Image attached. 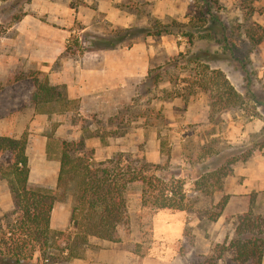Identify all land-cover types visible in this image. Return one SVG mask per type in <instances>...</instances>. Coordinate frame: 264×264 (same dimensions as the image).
I'll return each mask as SVG.
<instances>
[{"label":"rangeland","instance_id":"rangeland-1","mask_svg":"<svg viewBox=\"0 0 264 264\" xmlns=\"http://www.w3.org/2000/svg\"><path fill=\"white\" fill-rule=\"evenodd\" d=\"M208 1L212 15L203 14L205 25L194 29L189 20L201 15L205 0H0V123L8 113L31 101L35 86L29 75L48 76L47 72L58 68L64 57L59 56L50 70L43 64L23 65L16 53V22L26 13L57 28H66L62 19L70 8L92 13L95 10L87 29L75 21V31L67 43L75 50L72 56L91 47H107L110 40L119 39L120 47L146 40L156 49L151 68L160 81L155 85L152 77L131 79L129 90L114 94L116 110L109 105L101 108L95 102H89L86 108L78 101L67 106L41 105L42 109H53L37 120L51 127L49 158L60 157L64 139L99 134V153L95 154L94 149L97 160L123 152L137 167L149 162V174L183 182L185 210H156L143 205L142 183H131L125 191L129 222L120 227L121 240L91 237L86 247V261L91 264H242L228 248L235 236L237 219L247 211L264 215V182L253 187L255 179L264 181V162H258L264 161V146H260L264 142V40L253 45L244 32L251 21L264 26V0H218L216 4ZM109 2L134 12L131 26L115 25L105 18L103 9ZM250 6L262 10L250 16ZM124 28L130 31H123ZM159 28L165 29L162 35L147 34ZM168 30L171 31L165 32ZM182 30L193 31L192 42L181 34ZM97 36L104 37L98 40ZM93 39L96 40L89 46ZM201 62L226 73L244 95L242 106L210 107L208 92L192 85ZM20 75L23 78H18ZM168 109L171 117L166 116ZM55 130L57 136H53ZM112 138L117 142H110ZM39 158L38 154L34 156L32 187H39L37 181L44 173L37 162ZM9 161L10 152H0V163ZM50 162L48 165L53 167ZM238 162L249 165V175L231 177ZM226 163L231 172L222 178L220 189L211 194L196 189L195 181L203 173V166L215 169ZM47 179H51V173ZM243 180L253 188L241 194L228 192L235 181ZM225 195L228 202L221 210ZM64 201L72 204L71 197ZM218 212L221 214L214 218ZM54 253L59 250L50 252ZM35 256L40 261L49 260L38 250ZM75 259L54 264L85 263ZM49 261L50 264L52 260Z\"/></svg>","mask_w":264,"mask_h":264},{"label":"trees","instance_id":"trees-1","mask_svg":"<svg viewBox=\"0 0 264 264\" xmlns=\"http://www.w3.org/2000/svg\"><path fill=\"white\" fill-rule=\"evenodd\" d=\"M214 1L215 4L218 3V0ZM211 8L210 2L205 0L199 11L201 15L189 20L191 28L203 27L206 19L201 16H211ZM261 10L250 6L249 15ZM163 30L165 29L159 28L153 33L148 31L147 34L160 36ZM123 31L129 32L130 29L124 28ZM181 32L192 42L193 31ZM244 32L253 45L264 40V26L257 21L249 22ZM206 36L211 35L206 33ZM131 38L133 41L135 36ZM75 43H78L77 39ZM120 44L121 39L110 40L107 48ZM74 51L67 44L61 56H72ZM198 66L192 85L208 92L211 108L229 109L243 105L244 95L235 88L222 69L213 68L207 62H201ZM152 73L150 68L146 78L152 77L153 84L157 85L160 81L159 75ZM29 76L35 86L31 103L39 112L53 110L42 109L41 105L44 104L62 103L67 106L75 101L80 102V99L68 97L65 84H53L48 76L41 78L36 73ZM18 78H23V75ZM1 88L0 85V90ZM96 135L99 134L94 136ZM86 138L88 137L81 134L78 139L62 140L57 183L55 186L40 188L32 187L29 183L31 168L27 154V134L24 133L21 137L0 135V152H10V161L0 163V177L7 181L13 199V208L0 216V264H49V260H52L50 264L57 261L69 262L83 256L91 237L120 241V227L129 222L125 191L135 181L143 185V205H150L156 210L187 208L183 182L149 174L146 167L149 162L137 167L123 152L97 160L94 149L87 146ZM260 146H264V142ZM248 156L249 154L244 157ZM202 170L203 173L195 183L196 189L206 194L220 189L222 178L231 172L227 163L215 169L205 165ZM68 197L72 198L69 226L64 230L51 228L50 218L54 203ZM227 202L228 195H225L220 202L221 210ZM220 214L221 212L216 213L214 218ZM222 247L227 248L225 245ZM228 248L232 249L234 258L242 264H262L264 215L254 214L252 211L240 215L236 222L235 236ZM37 250L49 260L40 261L35 256ZM53 250H59V253L51 255Z\"/></svg>","mask_w":264,"mask_h":264},{"label":"crops","instance_id":"crops-1","mask_svg":"<svg viewBox=\"0 0 264 264\" xmlns=\"http://www.w3.org/2000/svg\"><path fill=\"white\" fill-rule=\"evenodd\" d=\"M105 6L103 10H105L106 19L122 27L131 26L135 17L133 11L113 2H109ZM95 12V10L93 13L92 11L87 12L81 8L76 11L75 8H70L69 13L62 19L67 26L66 28H57L48 21L36 19L28 13L24 14L16 22V53L18 59L21 58L23 65L26 63L31 65L43 64L48 66L49 70L52 69L51 64L65 51L69 35L75 31L73 27L75 21L77 20L85 25L83 30L87 29L89 26L87 22L90 23L93 20ZM102 37L104 36H97L96 39L99 40ZM95 40L89 41V46H92V42ZM118 46L112 48L91 47L88 50L84 49V53L82 54L64 56L58 68L47 72L49 80L53 84H65L68 97L80 99V103L84 108L88 107L89 102H91L93 105L96 103L101 108L109 105L111 110H116L117 104L114 94L118 91L129 90L131 79H135L136 77L145 78L152 67L153 57L156 52L155 47H152L146 40L134 41L133 44L126 47ZM167 111L169 115L166 114V116L171 117L172 113H170L169 109ZM48 113L39 112L35 105L31 101H28L26 104L20 105L14 113H8L4 118L5 121L0 123V135L21 137L24 133H28L27 154L31 168L29 183L32 182L31 175L34 170V163L36 162L34 156L38 154L40 158L37 162L41 164V172H44L40 174L43 176L37 181V186L41 188L47 185H56L60 166V157L51 159L47 153L49 139L51 138L50 125L48 123L37 122L39 116L45 114L48 116ZM57 134L58 132L55 130L53 136H57ZM112 139L110 142H117L114 138ZM86 144L88 147L95 149V154H98L99 146L102 144L100 135L87 138ZM33 147L34 151H31ZM106 147L109 148L110 145ZM106 155L110 157V154ZM49 160L54 165L53 167L48 165ZM258 162L262 164L264 161L259 160ZM249 169V165H246L245 162H238L233 168L231 177L247 176L249 175ZM49 173H51L50 180L47 179ZM261 177H264V173L261 174ZM263 182V180L255 179L253 187H257V185ZM246 184V180H243L241 183L235 181V184L228 192L241 194L253 188L252 186L247 187ZM12 208L13 199L7 181L0 177V216ZM70 215V202H55L51 211V228L57 230L66 229L70 224ZM77 259L84 260V264H91L86 261L88 260L86 248L83 257L76 258L75 260Z\"/></svg>","mask_w":264,"mask_h":264}]
</instances>
